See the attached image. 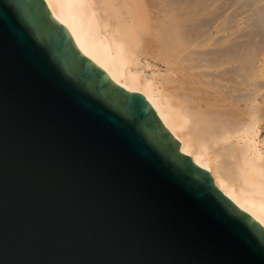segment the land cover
Listing matches in <instances>:
<instances>
[{
    "label": "water",
    "instance_id": "water-1",
    "mask_svg": "<svg viewBox=\"0 0 264 264\" xmlns=\"http://www.w3.org/2000/svg\"><path fill=\"white\" fill-rule=\"evenodd\" d=\"M83 56L0 0V264H264V229Z\"/></svg>",
    "mask_w": 264,
    "mask_h": 264
},
{
    "label": "bare ground",
    "instance_id": "bare-ground-1",
    "mask_svg": "<svg viewBox=\"0 0 264 264\" xmlns=\"http://www.w3.org/2000/svg\"><path fill=\"white\" fill-rule=\"evenodd\" d=\"M43 1L76 49L113 83L140 93L178 150L264 229V51L256 46L264 40L262 0L230 2L252 12L244 17L245 39H238L231 5Z\"/></svg>",
    "mask_w": 264,
    "mask_h": 264
},
{
    "label": "rangeland",
    "instance_id": "rangeland-1",
    "mask_svg": "<svg viewBox=\"0 0 264 264\" xmlns=\"http://www.w3.org/2000/svg\"><path fill=\"white\" fill-rule=\"evenodd\" d=\"M121 0H116L115 1V4L117 5V6H121V5H123V2L121 1V3H119ZM205 1V0H204ZM204 1H202V3L200 2V0L198 1L199 3H200V5H201V7H206V6H203V4H205V3H207V4H209V3H211L210 4V6L209 7H211L212 5H214V6H220V7H229L232 3H230L231 2V0H207V2H204ZM216 1V2H215ZM127 2H128V4L130 3V0H127ZM219 2H220V4H219ZM224 2V3H223ZM215 3V4H214ZM217 3V4H216ZM239 3L240 2H238V4L236 5V4H233L234 5V7H233V5H231L230 7L231 8H229V11L232 9V8H234V9H236L235 11H236V13H238L237 14V29H238V32L237 33H239V36L240 37H238V39H245V37H243V34H244V32L247 30V29H249V27H247L246 25H247V23H246V21H245V19H244V17L246 18L247 16H246V14H248L249 15V13H250V11L249 10H243V8H239L238 7V5H239ZM241 4V3H240ZM261 6H264L263 4H264V0H262L260 3H259ZM206 5V4H205ZM223 5H225V6H223ZM208 7V6H207ZM225 7V8H226ZM235 7H237V8H235ZM264 8V7H263ZM247 9V8H246ZM124 10V9H123ZM233 10V9H232ZM250 14H252V12L250 13ZM261 15H263L264 16V10L261 12ZM242 18V19H240V18ZM222 18H219L218 20H221ZM241 21V22H240ZM219 22V21H218ZM246 24V25H245ZM243 26V27H242ZM257 36V35H256ZM253 39H254V41L257 43V42H259V38H258V36L255 38V37H252ZM262 42H260V43H257V49H260L261 50V48H263L262 49V51H264V40H263V45H260ZM259 44V45H258ZM258 51V50H257ZM260 53V51L258 52V54ZM259 57H264V55H262V56H260V54H259ZM264 60V59H263ZM159 67H160V65H159ZM161 69L162 68H164V66H162L161 65V67H160ZM149 73H155V69L153 68V69H150V71H149ZM264 126V125H263ZM264 128V127H263ZM263 128H262V130H263ZM258 140H261V141H263L264 142V131H262V134L260 135V137H259V139Z\"/></svg>",
    "mask_w": 264,
    "mask_h": 264
}]
</instances>
